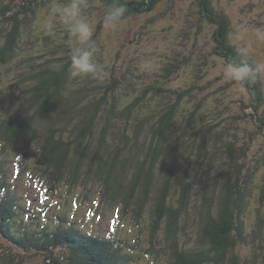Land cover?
<instances>
[{
  "label": "trees",
  "instance_id": "16d2710c",
  "mask_svg": "<svg viewBox=\"0 0 264 264\" xmlns=\"http://www.w3.org/2000/svg\"><path fill=\"white\" fill-rule=\"evenodd\" d=\"M165 2L169 9L174 4L0 0V235L6 241L0 264H27L30 254L42 256L41 264H136L140 250L153 264H242L236 249L244 240V163L236 156L241 150L232 125L237 117L228 115L232 109L210 102L221 94L208 92L211 82L174 88L169 65L164 74L155 73V82L138 75L141 89L135 92L134 82L118 78L124 53L118 48L116 60H107L104 29ZM197 6L215 26V54L249 72L250 82L239 81L258 96L255 119L264 126L259 65L229 40L230 19L216 12L213 0H197ZM44 11H51L55 23H44ZM100 11L97 19L88 16ZM32 25L47 27L41 41L32 40ZM188 60L173 64L175 70L183 71ZM9 156L56 193L62 187L67 194L77 187L87 195L98 192L99 200L133 221L134 238L96 236L65 216L51 228L41 211L27 215L2 180ZM201 166L208 172L204 178ZM197 167L199 177L192 173ZM218 167V179L211 180ZM201 179L199 189L194 184ZM261 204L249 239L253 264H264V196Z\"/></svg>",
  "mask_w": 264,
  "mask_h": 264
},
{
  "label": "rangeland",
  "instance_id": "374dc122",
  "mask_svg": "<svg viewBox=\"0 0 264 264\" xmlns=\"http://www.w3.org/2000/svg\"><path fill=\"white\" fill-rule=\"evenodd\" d=\"M213 3L217 13L225 14L230 19L229 40L239 46L240 52L251 56L257 62L260 79L264 83V0H213ZM167 9L169 7L165 2L157 11L113 22L102 30L101 37L104 36V41L108 44L107 60L109 62L116 60L115 51L118 48L124 53L122 57L125 63L123 62V70L118 78L122 79L121 75H125L124 78L134 82L135 92L141 89L139 76L155 82V73L164 74L165 67L169 65L174 70L171 74L174 88H190L194 83L205 81L207 84L211 82L208 92L221 93L210 102L221 108L230 107L232 111L228 115L237 117L232 125L233 132L238 134L237 150L241 151H238L236 156L242 157L241 163H244L242 167L244 176L240 181L243 191L242 202L245 203L243 217H240L244 226V240L240 242L236 254L242 264H253L249 239L257 227L255 225L257 212L263 210L261 202L264 196V126L255 119L258 114L254 107L257 101L259 103L258 96L239 81L241 79L251 81V76L244 66L232 65L215 54V26L207 19L201 18L197 0H174V4L170 5L168 11ZM44 14L45 18L43 14L41 17L45 24L55 23L51 18V11H44ZM100 15L102 16V11L99 15L88 14L91 20L99 18ZM94 24L95 22H92L91 27L87 28L88 32H96L92 27ZM32 28V40L41 41L47 27L38 28L32 25ZM122 44L127 48H123ZM96 45L100 46L99 43ZM104 50L105 48H102L100 53ZM183 58H189L188 63L182 65L183 71L179 69L177 72L173 64L178 65ZM230 82V85H226ZM143 89L147 90L145 87ZM194 93L197 94L198 91ZM200 96L198 94V97ZM258 109L260 117L264 118V105ZM4 161L7 163L2 169L4 171L2 180L10 185L20 204L26 207L27 215L41 211L40 218L50 223L51 228L53 225L58 226L57 222L65 216L75 221V225L96 236L134 238L136 227L133 221L122 218L118 208L99 200L98 192L92 191L87 195L83 194L81 187H77L72 193L67 194V188L62 187V190L56 193L31 174V167L21 169L12 156ZM31 163L33 164L29 161V164ZM201 168V178H204L207 169L205 166ZM222 168H229L228 163ZM220 170L218 167L212 172L215 177L211 180L218 179L216 175ZM192 173L200 176L198 167L194 168ZM204 181L205 179H201L199 184L196 182L194 185L200 189ZM64 200L67 203H63ZM142 225L147 237L149 226L147 222H143ZM189 233L192 236L191 241L194 242L196 232L191 230ZM262 233L264 236V228ZM192 244L194 243L190 245ZM0 245L1 249L6 245L1 235ZM1 249L0 251H3ZM140 251V262L136 264H153L152 259L144 257L145 253ZM25 258L27 264H41L43 257L30 254V257Z\"/></svg>",
  "mask_w": 264,
  "mask_h": 264
},
{
  "label": "bare ground",
  "instance_id": "6f19581e",
  "mask_svg": "<svg viewBox=\"0 0 264 264\" xmlns=\"http://www.w3.org/2000/svg\"><path fill=\"white\" fill-rule=\"evenodd\" d=\"M11 213H12V211H11ZM13 215V214H12ZM20 221V220H19Z\"/></svg>",
  "mask_w": 264,
  "mask_h": 264
}]
</instances>
